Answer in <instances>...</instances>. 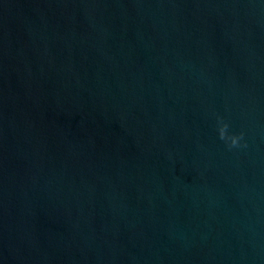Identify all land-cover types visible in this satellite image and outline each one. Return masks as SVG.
Listing matches in <instances>:
<instances>
[{"label": "water", "instance_id": "obj_1", "mask_svg": "<svg viewBox=\"0 0 264 264\" xmlns=\"http://www.w3.org/2000/svg\"><path fill=\"white\" fill-rule=\"evenodd\" d=\"M0 264H264V0H0Z\"/></svg>", "mask_w": 264, "mask_h": 264}, {"label": "clouds", "instance_id": "obj_2", "mask_svg": "<svg viewBox=\"0 0 264 264\" xmlns=\"http://www.w3.org/2000/svg\"><path fill=\"white\" fill-rule=\"evenodd\" d=\"M227 129H228V124L221 122L218 128L219 138L221 140H225L226 142H229L230 146H236L238 143V140L240 139V136L228 135Z\"/></svg>", "mask_w": 264, "mask_h": 264}]
</instances>
